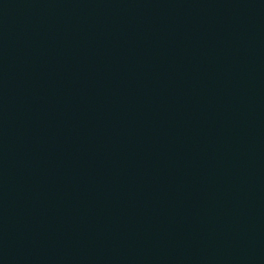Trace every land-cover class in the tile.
<instances>
[{
	"label": "water",
	"instance_id": "obj_1",
	"mask_svg": "<svg viewBox=\"0 0 264 264\" xmlns=\"http://www.w3.org/2000/svg\"><path fill=\"white\" fill-rule=\"evenodd\" d=\"M0 264H264V0H0Z\"/></svg>",
	"mask_w": 264,
	"mask_h": 264
}]
</instances>
